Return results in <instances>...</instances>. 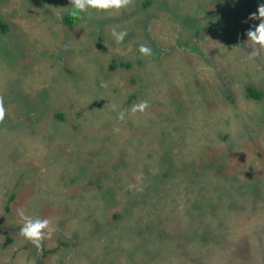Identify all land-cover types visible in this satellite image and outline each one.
Here are the masks:
<instances>
[{
	"label": "rangeland",
	"instance_id": "rangeland-1",
	"mask_svg": "<svg viewBox=\"0 0 264 264\" xmlns=\"http://www.w3.org/2000/svg\"><path fill=\"white\" fill-rule=\"evenodd\" d=\"M210 1L193 0L201 8L195 14L197 18L211 20L217 34L227 33L228 27L221 29V26L229 19L236 20L242 28L255 26L249 23L246 4L231 14L225 10L231 3L229 0ZM184 3L185 0H158V4L149 8L150 13L143 14V0H131L118 13L90 10L75 27L68 28L62 17L69 13V0H0V19L11 26L9 34L0 33V93L6 109L4 119L0 120V227L20 228L23 220L18 210H23L26 216L39 215L52 221L55 231L50 239L44 240L45 249L57 247L61 240L81 241L76 247L62 248L48 256L44 264H106L109 260L105 254L119 245L116 264H164L170 258H177L176 264H186L180 263V259L191 264L190 257H199L204 262L210 259L207 252L220 253L224 246L219 240L226 236L232 239L241 231L251 244L252 239L264 237V186H257L253 196L228 199L225 194L230 189L221 188L217 181L210 193L202 192L206 195L202 201L204 214L193 211L200 196L197 193L193 198L196 192L185 189L184 182L172 184L170 189L148 190L145 197L150 200L143 198V203L137 206L151 216L159 210L161 224L157 232L169 236L166 244L155 243L148 249L143 248V235H139V226L144 224L141 213L130 211L129 191L134 189L137 193L147 188L145 178L141 180L143 165L150 163V167L152 163L146 173H153L158 153L163 154L168 141H172L168 147L177 154V162L189 158L180 152L185 144L192 149L189 159L197 160L195 157L204 147L218 144L220 134L238 132L245 142L240 139L237 145L230 139L228 144L234 146L232 151L245 148V159L249 157L250 161L244 159L240 164L238 160L231 161L235 166L230 164L229 172L233 177L239 172L246 179L264 182V95L257 102L248 98L241 87L238 94L239 84L235 81L243 77L245 70L255 72V77L259 72L260 83L255 86L264 93V50L251 57L254 46L246 40L244 47L234 50L225 47V53L230 52L225 57L223 53L220 58L216 55L217 43L212 44L209 53L211 37L197 28L192 14L185 15L191 8L181 9L179 4ZM112 28L127 30L123 43H115ZM140 43L151 47V56L138 53ZM113 60L127 61L131 67L114 72L105 70L104 74V68ZM84 72L92 74L86 75L92 80L93 74L103 73L90 104L82 100V91L87 86L81 82ZM196 80L234 87V101L215 91L213 100L220 103L218 107L205 102L208 117L189 123L184 117H177L188 110L192 119L196 112L205 110L197 97L190 96L193 93L190 84ZM142 100L149 102L143 113L126 114L124 121L117 120V112L126 111ZM107 107H112V113L105 116ZM58 112L65 114L68 125L56 117ZM114 128L120 131L114 132ZM89 152L88 173L78 179L79 184L72 185V176L80 172L75 168V160L83 164L84 159L76 158L70 163L67 157ZM148 154L153 157L149 159ZM123 157L125 167L118 168L117 161ZM67 164L68 172L64 168ZM99 174L103 176L102 183L96 180ZM91 181L103 185L106 191L99 193L110 198L109 203L115 201L114 211L120 215L124 212L127 215L124 219L108 226L101 218L104 215L97 211L96 202L80 204L78 197L88 193L86 184ZM212 183L209 181V185ZM129 184L138 185L140 190L130 189ZM221 193L222 200H217ZM14 194L16 197L11 200ZM212 199L217 206L233 203L236 208L246 209H236L230 215L217 210L218 222L213 225L209 215ZM193 217L200 219L215 236L214 245L201 242L195 254L189 253L187 242L180 240L182 232H178L181 228L191 229ZM168 222L175 232L167 228ZM7 236L14 242L3 250ZM105 237L111 243L106 244ZM28 243L19 233L1 232L0 264H36L34 258L28 262L32 249L23 250ZM251 248L257 246L253 244Z\"/></svg>",
	"mask_w": 264,
	"mask_h": 264
},
{
	"label": "trees",
	"instance_id": "trees-1",
	"mask_svg": "<svg viewBox=\"0 0 264 264\" xmlns=\"http://www.w3.org/2000/svg\"><path fill=\"white\" fill-rule=\"evenodd\" d=\"M214 1L216 0H211L210 2H214ZM229 1L231 3L229 7H225L226 11L228 10L229 13L232 14V12H235V10L241 8L244 3L248 7L247 18L249 20V23L252 25H255L258 22V20L254 21V20L249 19V16L251 13H254L257 11L258 4L261 2H264V0H229ZM155 4H158V0H143V7H142L143 14L146 12L150 13L152 9H149V8ZM179 7L181 9L191 8L190 12L186 11L185 15L190 16L192 14L196 18L194 19L193 22L196 24L197 28L201 32H205L207 37H211V39L209 40L210 48L208 47L209 53H210V49L212 48L211 46L214 43H217L220 46L219 48L217 44L215 45L216 55L219 58L221 56V53H223L222 57L229 55L230 52L225 53V50H227L225 49V47H228V49L231 48L234 50L235 47L237 48L241 46L242 47L246 46L245 45L246 44L245 42L247 40L246 33L249 29L242 28L236 22V20L231 21V19H229L224 25L221 26V29L223 26L228 27L227 33L222 31L220 34H217L216 26L211 20H207V18L205 19L197 18V15L195 13L197 12L198 9H201V8L200 6L196 5L193 2V0H185V3L179 4ZM78 21L80 22V18H74L69 13L65 14L62 17L63 24L68 28L75 27ZM151 21L152 20L150 18V22ZM10 30H11L10 24L0 19V33L9 34ZM56 35H57V32H56ZM232 39H236V42L232 43ZM192 48L195 49L196 46L192 45ZM214 58H215V55H214ZM128 67H131V64L127 61L113 60L109 66L104 68L103 73L105 74L104 72L105 70L114 72L118 70L119 68L123 69V68H128ZM103 73L93 74V76H95V80H92L90 77L86 76V75H92L90 73L84 72V74H82L83 77L81 78V82L87 83V86L84 89L82 88L83 89L82 100L84 104H85L84 101H86V104H90L89 102L92 101L91 97L93 96V92L97 93V88H98L97 86H99L100 84V78H103ZM256 73L258 74V77H255L256 76L255 72L248 73L245 70L242 75L243 77H240L238 80H235V81L239 84L236 87L238 94L241 93V89H244L246 91V96L248 98L259 102L263 98L264 93H263V90L260 89L259 86H255L256 82L260 83L259 72H256ZM179 76L184 77V75L181 73L179 74ZM184 82L187 83L186 81ZM190 85L192 86L191 90L193 91V93L190 94L191 99H193V97H197L198 100L202 102L205 110L204 112L200 111V114L196 112L194 116L192 117V119L189 118L190 114L188 113V110L184 111L177 118L184 117L185 122L190 121L191 123H196L208 117V116H205L208 113V107L205 104V102L208 103L209 106H211V104L213 103L215 104L214 107H218L220 103L217 104L213 100L214 98L213 94L215 91L216 92L220 91V93L224 95L225 98L229 99L230 101H234L233 92L235 91V89L234 87H231L230 85L229 86L225 85L224 87L221 85H215L213 82L205 81V80H196L193 84H190ZM240 87L241 89H238ZM222 89L226 90L227 92L222 93L223 92ZM92 90H95V91H92ZM84 94L86 95V97H84ZM135 97L136 95H132V98H135ZM0 98H2L1 93H0ZM91 104H95V103L92 102ZM110 113H112V107H107V109L104 110L105 116H107ZM56 117L62 121H65L66 123L65 126L68 125V120L66 119V116L63 112L56 113ZM3 130H5L4 127H3ZM167 138L168 137H166V139ZM230 139H234L237 145L240 143L239 142L240 139L244 140L245 142L244 137L238 132H235L233 135L231 133L220 134L218 144L212 147L210 146L204 147L201 150V152H199L197 156L195 157V158H198L197 160L189 159L192 156V149L189 148L187 144H185L184 146H182V150L180 152H185V155H187L189 158L180 160L179 162L175 160V156L177 154H174L172 150H170L168 147L169 142L172 144V141H168L167 146L163 149L164 150L163 154L158 153L160 157L157 160L156 168L153 173H151L150 171H149V174L146 173V171H148L149 168L153 167L152 163L150 167H149L150 163H145L143 165L144 166L143 173L145 172V175L143 176V173H142L141 180L143 181V178H145L147 188L144 189V191L140 190L137 193H135L134 189L130 190L129 191L130 193L129 202H128L130 204L129 205L130 211L137 210L138 212H140L141 213L140 215L142 216V222L144 221V224H141L139 226L140 227L139 235H143V248L146 246V249H148L149 245L160 243V242L166 244L169 238L167 234L163 232H159V233L157 232L158 227H159L158 225L161 224L159 210L156 212L155 216H151V214L148 215L146 211H144L145 210L144 208L143 210H140V207L137 206V204L143 203L141 201V199L143 198H145L146 200H150V198L145 197V192L147 196L148 190H152L156 188L170 189L172 184H178V183L184 182L185 189L190 190L192 193L196 192L193 195V198L196 196L197 193H199V196H200V201L194 202L195 206H194L193 211L194 212L199 211L198 213L204 214L205 209L203 207L205 206V203L202 201L205 199L206 195L202 194V192L206 194L210 193L209 189L211 187H215L214 184H217V181L220 183L221 188L225 190H227L228 188L231 190V191L227 190L229 191L228 193L225 192L226 193L225 197L228 199H239V198L244 199L247 196H253L252 193H255V191L258 189L257 186L259 187L264 186V182H262L260 179H259L260 181H257V179H248V178L246 179V177H244L239 172H235L236 177H233L232 173L229 172V169L231 170V167L235 166L233 163L234 161L238 160L240 164V163H243L245 159V153L243 151L245 148L244 149L237 148L236 150L232 151L231 149L232 148L234 149V146L232 145L230 146L228 144ZM89 157H91L90 152L87 154L73 153L67 157L70 163L73 162L76 158L84 159L83 164L81 163V160H75L77 163V167L75 168L79 170L80 172H79V175L74 174L75 175L74 177L70 173L72 176L70 183L72 185L79 184L78 179L81 177L83 178V176H86V174L88 173V169L91 166V165L89 166L87 163V159ZM152 157H153L152 154H148L149 159ZM248 158L245 160L247 161ZM125 161H126L125 157L120 158L117 161L118 168L125 167ZM249 161L250 160H248V162ZM232 163L233 165L230 167L229 165ZM68 165L69 164L64 166L65 171L68 170L67 168ZM229 176H231L233 179ZM96 180L102 183L103 181L102 174L97 175ZM118 181L122 182L123 179H118ZM209 181L213 183L209 185ZM86 187H87L86 191L88 192L87 194H89L90 192V195L89 197H87V194H84L83 192V196H81L80 198L78 197L80 204L83 202L84 204H86L87 202L88 203L90 202V204L96 202L99 205V208L97 209V211L99 212L101 216L104 215L101 218L104 221H106L108 226L111 225L112 223L121 221L127 216L125 215L124 212L121 215L115 212L114 211L116 207L115 201H112L109 203L110 198L102 196L99 193L101 191H106L103 188L102 184L96 181L94 182L91 181V184L87 183ZM15 197H16L15 194L11 196V200L14 199ZM73 198L75 199V196ZM218 198L219 199L217 200H222L223 194L222 193L219 194ZM209 208H210L209 215L212 218L213 225H216L218 222L217 210H219V212L224 213L226 215H230V213L236 211V209H241V210L246 209L243 207L236 208V206L233 203H231L230 205H226V206H220V205L217 206V204H215V201L213 199L211 200V202H209ZM6 209L7 211H9L10 210L9 206H7ZM152 209L153 208H151L150 210ZM72 215L74 216L76 215V213H73ZM107 216H108V219H107ZM190 218H192V216H190ZM190 225L192 227L191 229L181 228V230L178 231V232H182L180 234V240L187 242L189 253L195 254V248L201 242H206L208 245H214L215 236L211 235L206 230L205 224L202 223L200 219L194 218L191 221ZM166 226L169 230L174 231V232L176 231L175 227L172 225L171 222L166 223ZM252 240H253V243L251 244L249 237L245 233L243 234L241 231L240 233L236 234L234 238L232 239L226 236L225 239L219 240V243L222 246H224L223 250H221L220 253L216 254L217 252L216 250H214V252L213 251L207 252V254L210 256L209 261L211 262H209L208 260L207 261L205 260L204 262H202V260L199 257L197 259H193L192 257H190L191 264H264V243L262 242L264 241V237L260 236V238H257L255 240L252 239ZM103 241L106 244H109L111 243L112 240L109 239L108 237H105ZM144 241H146V244ZM13 242H14V239L10 236H7V238L3 242L2 249L3 250L9 249L8 247L11 246ZM80 244H81V241L80 242L77 241L76 243H71L69 241L61 240L59 244L57 245V247L53 249H45L44 260L48 256L54 255L56 252H58V250L62 248H69L70 246L76 247ZM253 244L257 246V249L251 248L253 247ZM120 247L121 245L114 246L113 251L108 250L105 256L107 257V260L109 261L106 264H116V260L120 255L119 254ZM31 249H32V252H30V255H28V262H32L34 258L36 260V264H38V261H37L38 249L35 246H33L30 242L26 245L25 244L23 245V250H31ZM168 250H169L168 246L165 245V251H168ZM175 259L176 260H174L173 258H170L164 264H176L177 258ZM179 262L188 264L183 259H180Z\"/></svg>",
	"mask_w": 264,
	"mask_h": 264
},
{
	"label": "clouds",
	"instance_id": "clouds-1",
	"mask_svg": "<svg viewBox=\"0 0 264 264\" xmlns=\"http://www.w3.org/2000/svg\"><path fill=\"white\" fill-rule=\"evenodd\" d=\"M131 0H69L70 9L69 14L74 18H80L84 14H89L90 10L96 11H111L118 13L121 9L127 8ZM251 20H258L259 23L255 24L254 27H250L247 31V41L251 42L254 46L250 52L251 57L260 55V50H264V2L258 4L257 11L251 13L249 16ZM128 35L126 29L116 28L111 29V37L116 44L124 42L125 37ZM137 51L141 56H151L152 49L145 43L137 45ZM149 107L147 100H142L139 103L133 104L128 110H121L117 112V120L124 121L127 115H134L137 112L143 113ZM115 110V105H113ZM5 105L3 99L0 98V120L5 117ZM114 132H119V128H114ZM130 189L138 188V185L129 184ZM21 219L23 220L22 225L19 228V234L26 240L29 241L33 246L40 250L43 246L45 239H50L53 232L55 231L52 226V221L47 217L42 216H26L23 210H18Z\"/></svg>",
	"mask_w": 264,
	"mask_h": 264
},
{
	"label": "water",
	"instance_id": "water-1",
	"mask_svg": "<svg viewBox=\"0 0 264 264\" xmlns=\"http://www.w3.org/2000/svg\"><path fill=\"white\" fill-rule=\"evenodd\" d=\"M19 227H0V233H19ZM44 245L40 250H38V264H44Z\"/></svg>",
	"mask_w": 264,
	"mask_h": 264
}]
</instances>
